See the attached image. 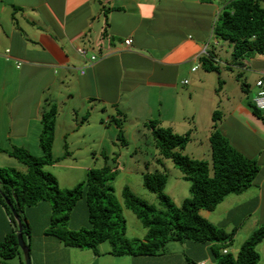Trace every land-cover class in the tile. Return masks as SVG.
<instances>
[{
  "label": "crops",
  "instance_id": "crops-1",
  "mask_svg": "<svg viewBox=\"0 0 264 264\" xmlns=\"http://www.w3.org/2000/svg\"><path fill=\"white\" fill-rule=\"evenodd\" d=\"M215 2L0 0V166L27 171L23 163L8 154L15 147H24L37 156L44 154L40 145L42 116L53 104L58 107L53 147L58 161L47 170L58 166L62 173H67L64 168L87 170L81 165V153H105L107 159L108 154H115L123 145H119L116 119L124 120L126 138L131 135L128 126L134 129V124L140 127L143 122L147 126L151 120L178 133L191 132L192 140L184 152L211 161L210 137L218 112V129L260 164L252 187L227 196L215 210H201L214 224L234 233L227 249L236 255L244 241L264 224V110L258 116L249 105L258 91L257 82L264 81V53L235 58L233 44L226 45L215 36V13L221 9ZM127 38L133 39L131 46L126 45ZM79 47L88 49L89 55L83 57ZM95 53L100 59L91 64L89 57ZM204 55L212 56L217 71L204 68ZM209 73H215L222 83L217 103L215 97L210 99L202 108L205 114L201 120L195 113L188 117L190 109L196 112L203 106L196 91L213 78ZM192 79L198 80L197 86H191ZM100 121L105 128L99 129L105 131L99 134L113 131L111 138L97 141L92 134V125ZM126 141L124 146L131 143ZM55 153L65 155L61 158ZM168 160H164L165 166L158 164L162 171H167ZM182 179V173L176 174L175 181L185 185L181 202L188 197L185 191L190 187ZM168 184L167 194L181 205L174 196L175 186L169 190ZM142 197L148 198L146 193ZM120 203L128 223L127 237L144 239L147 229L124 206L122 193ZM51 213L49 201L25 210L32 229L26 241L33 264H220L212 254L214 243L172 241L161 254L121 256L112 253L110 242L109 246L101 243L98 253L69 247L47 233ZM80 223L89 224L85 199L71 214V228L79 229ZM13 229L15 225L0 201V242ZM257 250L259 264H264V239Z\"/></svg>",
  "mask_w": 264,
  "mask_h": 264
},
{
  "label": "trees",
  "instance_id": "trees-1",
  "mask_svg": "<svg viewBox=\"0 0 264 264\" xmlns=\"http://www.w3.org/2000/svg\"><path fill=\"white\" fill-rule=\"evenodd\" d=\"M214 2V0H202ZM219 19L214 26L216 38L233 44L235 58H245L254 53H264V5L261 0H220ZM207 71H217L212 56L201 57ZM258 115L260 109L249 104ZM58 107L52 105L42 116L43 130L40 145L44 154L37 156L24 147L8 151L27 167L22 171L16 167L0 166V201L15 225L12 233L0 242V261L17 256L19 245L18 224L7 205L9 198L23 222V236L32 234L25 210L41 201L52 204L47 233L60 239L69 247L93 249L99 252V245L110 242L115 255H156L166 251L169 242L196 241L214 243L212 254L220 264H259L258 244L264 239V224L257 228L241 245L239 252L223 253L232 243L234 233L227 232L201 214V210H215L227 196L240 194L254 185L260 173V164L237 149L218 129V112L214 114V130L210 137L212 159L204 160L184 152L192 140L191 132L178 133L172 127H165L158 120H151L147 126L155 138L160 153L157 163L163 166L170 159L190 183V195L177 205L166 192L168 175L157 170L144 174V185L162 201L159 208L137 195L130 186L122 191L123 203L147 229L144 239L127 237V220L123 207L114 194L110 181L117 169L107 164L91 168L87 178L72 188L60 185L58 177L46 167L58 161L53 154L56 138ZM123 119H116L119 127L118 139L127 143ZM105 154V153H104ZM107 159V155L105 156ZM118 156L113 157L117 162ZM85 199L88 208L89 226L71 229L69 223L74 207ZM27 242V241H26ZM30 251V244L27 242ZM8 264V263H5Z\"/></svg>",
  "mask_w": 264,
  "mask_h": 264
},
{
  "label": "rangeland",
  "instance_id": "rangeland-1",
  "mask_svg": "<svg viewBox=\"0 0 264 264\" xmlns=\"http://www.w3.org/2000/svg\"><path fill=\"white\" fill-rule=\"evenodd\" d=\"M217 2H215V4L220 5V0H216ZM264 4V3H262ZM219 10H221L219 8ZM219 14L220 12H216L215 13V23L216 21L219 19ZM223 41V40H222ZM222 43L226 44L225 41H223ZM227 45V44H226ZM201 70V69H200ZM212 74V79H208L205 80V85L201 86L200 89H202L201 91H196L199 92V99L195 96V99H198V101H200V103L203 104V106L198 109L196 112H194L193 109H190L189 112H187L188 117H190L193 113H195L196 117L199 118L200 120L203 118L204 116V111L202 110V108H206L208 105V103L210 102V99L212 97L216 98V103H217V97L219 96V92L221 89V85L222 83L219 81V79L216 80L217 76L215 75V73H209ZM191 79V78H189ZM191 86L194 85L195 86L198 85V80H196V82H194V80H191ZM213 81L214 85L211 87V82ZM215 83H216V87H215ZM204 88V89H203ZM198 95V94H197ZM158 115V114H157ZM82 119L85 118L84 116H80ZM159 117V116H156ZM86 119V118H85ZM191 119V118H189ZM81 121V120H80ZM218 121V120H217ZM160 122V121H159ZM145 122L142 123V125L140 127H138L137 125L134 124V129L130 126H128V132L131 134L128 138H126L128 141H130L131 143L127 146H124V144L122 143V140L119 139V145L123 144L120 146V148L116 151V153L114 154H108L110 157L108 159L105 158V156L107 154H103V156L100 155H96L94 153H87V154H83L81 153L82 157L84 158V160L81 162V165L84 167H88L87 170L82 169V170H78V169H67L64 168L65 171H67V173H62L61 172V167L58 166H54L53 168L48 169V171L50 170L52 173H54L60 182V185L64 188H72L74 187L76 184H78L81 181H84L87 178V173L88 170L91 168H100L103 167L107 164L111 165L113 168L117 169V174L114 177L113 180L110 181V185L115 189L114 194L116 195L117 199L120 201L121 199V193L122 190L124 189L125 186H130L132 188H134L136 191H138L139 196L142 197L143 193H146L147 197V201L150 203H153L154 205H156L159 208H163V206L160 204V202L162 203V201L159 199L158 195L155 193L150 192L148 189H145V185H144V174L147 172H154L158 170H162L161 167H159L158 163H157V159L160 158V153L159 150L157 149L156 145H155V138L152 134V131L149 127L144 125ZM101 126V128H105V125L103 124V122H95L94 125H92V131L91 132H95L92 133L93 135L96 136V140H100V139H109L112 137V135L114 134L113 131L108 132V135H104L102 136L101 131H105V130H100L99 127ZM111 125L107 126L106 128L110 127ZM113 126H115L113 124ZM88 127V126H87ZM136 127V128H135ZM114 128V127H113ZM135 131V132H134ZM119 133V131H118ZM56 139V138H55ZM93 143V141H91ZM54 147V146H53ZM63 151V150H62ZM86 153V152H85ZM55 155L60 156L61 158L64 157L65 153H55ZM118 156L117 162H114L113 157ZM99 158V161L97 162V164H95V161H97ZM168 168H167V175H168V189H172V187L174 188L175 186V197H177L178 199H180V203H182V191L183 189H185V185L181 186L183 184H180L179 182H176V174L180 175L181 171L175 166V164L171 161L168 160ZM71 168V167H69ZM47 169V167H46ZM182 182H186L188 184L187 181L182 179ZM189 195V189L186 188V191ZM184 194V193H183ZM188 195V196H189ZM51 203V202H50ZM123 215H125L123 213ZM139 219V218H138ZM140 220V219H139ZM141 221V220H140ZM142 222V221H141ZM143 224V223H142ZM81 226H79L81 228L83 227H88V225L83 226V224L80 223ZM133 222L129 223V226H132ZM69 227H73L70 225L69 223ZM127 228H128V223H127ZM74 229V228H71ZM109 242H105V246H109ZM233 253L236 252L233 250H231ZM31 254V251H30ZM32 258V256H31ZM26 264V257L24 254V251L21 250V252L10 259L4 260L2 259L0 261V264ZM33 264V261H32Z\"/></svg>",
  "mask_w": 264,
  "mask_h": 264
},
{
  "label": "built area",
  "instance_id": "built-area-1",
  "mask_svg": "<svg viewBox=\"0 0 264 264\" xmlns=\"http://www.w3.org/2000/svg\"><path fill=\"white\" fill-rule=\"evenodd\" d=\"M127 46H131L133 43V39L132 38H127L125 41ZM219 42L217 41L216 44H218ZM10 50L8 49L7 52H9ZM78 52L83 56V57H87L89 55V51L86 48H82L79 47L78 48ZM100 59V57L95 53V54H91L89 57V62L91 64L95 63L96 61H98ZM19 65H21V63H19ZM197 67L194 68V70H196ZM188 80H185V83H187ZM257 86H258V91L256 92V94L253 96L252 98V103L259 109L264 110V81L263 80H259L257 82ZM11 221V219H10ZM223 253L227 254L228 253V249H224ZM200 264H207L206 261L200 262ZM212 264H218L217 262H214Z\"/></svg>",
  "mask_w": 264,
  "mask_h": 264
},
{
  "label": "water",
  "instance_id": "water-1",
  "mask_svg": "<svg viewBox=\"0 0 264 264\" xmlns=\"http://www.w3.org/2000/svg\"><path fill=\"white\" fill-rule=\"evenodd\" d=\"M0 183H1V179H0ZM5 198V201L7 203V205L11 208V211L17 221L18 224V231H17V237H18V242L20 247L22 248V250L24 251L25 257H26V264H32V258H31V254H30V248L26 242V240L24 239L23 236V222L20 219L19 213L15 210L13 204L11 203L9 198Z\"/></svg>",
  "mask_w": 264,
  "mask_h": 264
},
{
  "label": "clouds",
  "instance_id": "clouds-1",
  "mask_svg": "<svg viewBox=\"0 0 264 264\" xmlns=\"http://www.w3.org/2000/svg\"><path fill=\"white\" fill-rule=\"evenodd\" d=\"M198 68V67H197ZM197 70V69H196ZM195 71V70H194ZM261 110V109H260ZM228 253H229V251H228Z\"/></svg>",
  "mask_w": 264,
  "mask_h": 264
}]
</instances>
